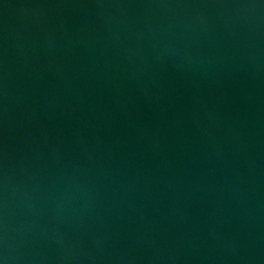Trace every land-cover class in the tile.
I'll use <instances>...</instances> for the list:
<instances>
[{"label":"water","instance_id":"water-1","mask_svg":"<svg viewBox=\"0 0 264 264\" xmlns=\"http://www.w3.org/2000/svg\"><path fill=\"white\" fill-rule=\"evenodd\" d=\"M0 264H264V0H0Z\"/></svg>","mask_w":264,"mask_h":264}]
</instances>
